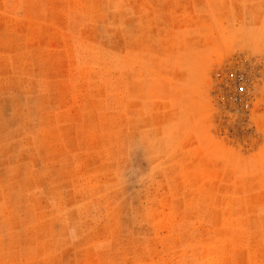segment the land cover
<instances>
[{
    "label": "rangeland",
    "instance_id": "374dc122",
    "mask_svg": "<svg viewBox=\"0 0 264 264\" xmlns=\"http://www.w3.org/2000/svg\"><path fill=\"white\" fill-rule=\"evenodd\" d=\"M0 264H264V0H0Z\"/></svg>",
    "mask_w": 264,
    "mask_h": 264
},
{
    "label": "built area",
    "instance_id": "2783aa9c",
    "mask_svg": "<svg viewBox=\"0 0 264 264\" xmlns=\"http://www.w3.org/2000/svg\"><path fill=\"white\" fill-rule=\"evenodd\" d=\"M233 83L234 93L229 100L243 109L247 113V117H249L253 112L254 102L257 97V81L248 78L245 74H237Z\"/></svg>",
    "mask_w": 264,
    "mask_h": 264
}]
</instances>
